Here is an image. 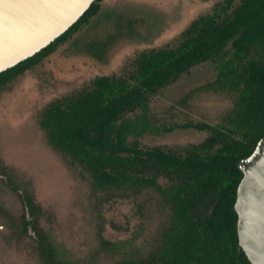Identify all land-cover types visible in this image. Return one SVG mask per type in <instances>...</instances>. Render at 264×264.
Wrapping results in <instances>:
<instances>
[{"label":"rangeland","instance_id":"1","mask_svg":"<svg viewBox=\"0 0 264 264\" xmlns=\"http://www.w3.org/2000/svg\"><path fill=\"white\" fill-rule=\"evenodd\" d=\"M224 1L103 0L69 41L0 90V264H45L34 230L20 227L23 190L41 206L37 221L56 256L71 264H147L171 226L168 200L176 188L186 192L191 220L207 222L227 179L191 162L216 151L206 143L209 132L192 125L222 123L233 106L236 92L209 85L230 41L133 103L114 124H135L126 134L128 149L118 152L128 161L122 168L155 178L166 192L96 186L84 167L50 145L38 116L95 76L128 71L139 51L173 42L194 18ZM242 3L234 0L222 19ZM138 83L130 79L127 87ZM108 136L115 142V129Z\"/></svg>","mask_w":264,"mask_h":264},{"label":"trees","instance_id":"2","mask_svg":"<svg viewBox=\"0 0 264 264\" xmlns=\"http://www.w3.org/2000/svg\"><path fill=\"white\" fill-rule=\"evenodd\" d=\"M101 1L93 0L65 32L40 51L1 71L0 90L69 41L99 11ZM233 1L225 0L198 15L173 42L139 51L129 62L128 71L95 76L89 83L50 101L39 112V125L50 145L84 167L96 186L135 190L145 186L166 192L155 178L133 175L122 168L128 161L118 152L128 149L126 134L135 124L129 119L116 127L114 124L133 103L141 102L176 74L231 42L230 50L220 60L216 79L209 85L236 92L233 106L222 123L192 125L209 132L206 143L216 151L207 160L191 162L227 181L203 225L189 217L185 190L170 191L172 223L163 234L158 252L147 264H250L237 244L233 204L242 175L237 162L253 150L264 132V0H243L233 16L223 20L222 12ZM130 79L139 80L138 87L128 89ZM112 129H115V142L108 136ZM151 154L165 157L160 152ZM1 167L0 164V172ZM9 184L16 187L10 181ZM22 201L25 212L20 227L24 231L29 227L34 230L37 250L44 263L71 264L56 256L55 247L39 226L41 206L25 190Z\"/></svg>","mask_w":264,"mask_h":264},{"label":"water","instance_id":"3","mask_svg":"<svg viewBox=\"0 0 264 264\" xmlns=\"http://www.w3.org/2000/svg\"><path fill=\"white\" fill-rule=\"evenodd\" d=\"M93 0H0V72L34 55L65 32ZM238 247L250 264H264V132L237 162Z\"/></svg>","mask_w":264,"mask_h":264}]
</instances>
